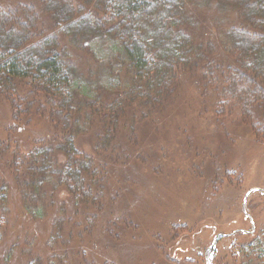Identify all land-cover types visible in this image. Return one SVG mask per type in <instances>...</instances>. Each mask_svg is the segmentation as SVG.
<instances>
[{"label":"trees","instance_id":"trees-1","mask_svg":"<svg viewBox=\"0 0 264 264\" xmlns=\"http://www.w3.org/2000/svg\"><path fill=\"white\" fill-rule=\"evenodd\" d=\"M234 10L237 19L228 29L226 20ZM194 15L206 24L202 39L199 30L192 32ZM88 67L91 72L84 70ZM192 71L205 80L206 89L216 88L212 95L221 108L259 127L264 0L0 4V106L2 101L8 105V120L0 121V264H70L65 263L69 256L74 257L71 264H87L82 242L71 246L54 234V226L67 221V229H61L67 240L82 239L88 231L87 247L97 249L88 219L103 207L107 188L102 180L110 176L113 158L112 151L96 155L83 143L108 152L123 140L116 132L120 124L138 125L142 116H151L148 111H161L178 79ZM203 95L212 103V95ZM32 109L50 129L33 122L27 114ZM97 177H102L100 184ZM115 189L110 196L122 191ZM48 206L55 208L54 215L43 232L37 222L44 221ZM33 208L30 219L26 213ZM17 209L24 210L21 219ZM119 217L109 215L108 236L122 229ZM122 217L124 226L133 224L129 216ZM40 236L43 241L36 243ZM249 236L246 245L241 242L249 264H264V233ZM53 239L62 245L55 247Z\"/></svg>","mask_w":264,"mask_h":264},{"label":"rangeland","instance_id":"rangeland-1","mask_svg":"<svg viewBox=\"0 0 264 264\" xmlns=\"http://www.w3.org/2000/svg\"><path fill=\"white\" fill-rule=\"evenodd\" d=\"M15 1L0 0V4ZM229 14L228 29L237 19L236 10ZM194 23L198 28L193 27L192 32L199 30L202 39L206 24L196 16ZM84 70L90 71V67ZM203 80L196 72H187L178 79L176 91L161 111H148L151 116H142L138 125H119L117 137L124 136L123 140L108 152L83 143L84 150L96 155L112 151L113 158L110 176L102 180L107 188L101 199L103 207L95 218L88 219L97 249L87 247L92 238L86 237L88 231L82 232V239L75 235L67 240L61 233L67 221L54 226V234L65 237L71 246L82 242L87 264H249L241 242L249 234L260 238L264 233V107L257 108L256 118L261 122L257 127L247 117L221 108L212 95L216 88L206 89ZM203 93L212 95V103L202 98ZM2 104L0 121L8 120V105ZM27 114L35 124L50 129L44 116L33 109ZM0 136L4 137L1 130ZM97 178L100 184L102 177ZM115 188L122 191L110 196ZM48 207L44 221L33 220L42 230L54 215L55 208ZM34 208L26 213L30 219ZM22 214L24 210L17 209L19 219ZM110 214L120 216L116 222L122 229L115 234L116 227L108 236ZM122 216H129L133 224L124 226ZM55 239V247L62 245ZM35 241L41 243L43 237ZM73 259L69 256L65 263L71 264Z\"/></svg>","mask_w":264,"mask_h":264},{"label":"water","instance_id":"water-1","mask_svg":"<svg viewBox=\"0 0 264 264\" xmlns=\"http://www.w3.org/2000/svg\"><path fill=\"white\" fill-rule=\"evenodd\" d=\"M255 191H257V190H255ZM249 194H250V191L246 193L243 204H245V202H246V198H247V196H248ZM216 240H217V239H216Z\"/></svg>","mask_w":264,"mask_h":264}]
</instances>
